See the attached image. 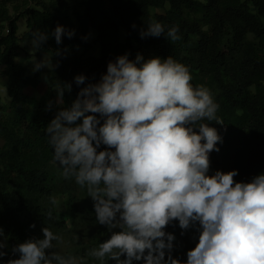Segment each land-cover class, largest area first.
<instances>
[{"label":"clouds","instance_id":"obj_1","mask_svg":"<svg viewBox=\"0 0 264 264\" xmlns=\"http://www.w3.org/2000/svg\"><path fill=\"white\" fill-rule=\"evenodd\" d=\"M178 32V26L165 31L150 21L140 35L165 34L174 43L181 39ZM74 34L62 25L52 32L57 45ZM48 38L33 31V50ZM32 63L33 71L58 66L47 55ZM85 79L78 75L75 83ZM191 81L189 68L172 56H118L98 83L81 88L71 106L61 108L45 127L63 177L86 188L98 224L120 229L87 252L100 264L106 258L116 264H185L171 256L175 236L165 228L173 221L182 230L199 225L198 243L187 252L186 264H264V174L250 182L235 181L236 170L208 175L209 154L222 142L209 122L223 121L210 90ZM55 90L62 105L71 85L58 83ZM49 200L59 207L55 196ZM46 218L53 219L52 210ZM41 231L43 238L15 245L12 252L19 258L7 264H78L75 257L53 251L59 235L46 226ZM6 246L0 239V259Z\"/></svg>","mask_w":264,"mask_h":264},{"label":"trees","instance_id":"obj_2","mask_svg":"<svg viewBox=\"0 0 264 264\" xmlns=\"http://www.w3.org/2000/svg\"><path fill=\"white\" fill-rule=\"evenodd\" d=\"M79 5L84 9L81 14L65 0H0V66H5L2 73L8 77L10 98L4 107L8 116L0 120V139L4 140L0 147V229L9 243V259L19 258L12 252L15 245L35 238L46 225L42 201L47 200L50 208L49 197L57 189L54 170L62 168L53 158L45 127L61 108L71 106L81 88L98 83L108 63L118 56L127 54L129 60L137 54L145 60L172 56L189 68L194 87L210 90L223 124L209 122L222 142L216 145L218 152L209 154L208 175L236 170L235 181L250 182L264 174V0H81ZM21 18H26V30L19 36ZM150 21L161 23L165 31L178 26L181 39L171 43L165 34L141 38ZM57 25L74 30V36H63L57 45L52 36ZM89 29L97 31L98 56L73 50L78 43L88 49L90 44L84 40ZM36 30L48 34L35 51L51 55L58 65L51 73L31 74L16 61L23 50L21 42L31 39ZM78 75L86 77L81 85L75 83ZM41 82L48 86L43 97L24 92L25 87L35 88ZM58 83L71 85L61 106L54 93ZM69 201L78 209L76 195L69 193ZM85 212L90 216V211ZM91 221L98 231L95 216ZM198 227L182 230L173 221L165 228L184 248L185 255L178 260L185 264L187 252L198 243Z\"/></svg>","mask_w":264,"mask_h":264},{"label":"rangeland","instance_id":"obj_3","mask_svg":"<svg viewBox=\"0 0 264 264\" xmlns=\"http://www.w3.org/2000/svg\"><path fill=\"white\" fill-rule=\"evenodd\" d=\"M156 12H162L161 10H155ZM120 40L124 38V29H120ZM93 53L97 54L98 50L93 48ZM56 92V100H57ZM9 103L6 96H0V120L7 118V112L5 108ZM61 106V104H60ZM4 144V140L0 139V147ZM55 169V168H54ZM56 177L57 189L52 192V196H55L58 200L59 207L49 208V202L47 200L42 201L45 212L52 210L53 219L46 220V227H48L54 234L61 237V241H54L55 248L53 251H57L59 254L68 257H75L78 264H100V261L89 257L87 252L93 248H97L99 243H103L108 240L112 232L119 231L120 229L109 230L107 226L99 224L98 231L94 226L92 217L95 216L94 202L91 197L88 196L86 188H81L75 183L74 178L68 180L62 175L61 169L54 170ZM63 190H67L64 192ZM69 193H73L77 198L78 209L69 201ZM80 209V210H79ZM86 209L90 211V216L87 215ZM60 214L61 218L56 215ZM35 238H43L42 231ZM0 239L5 240L6 247L3 249L7 253L2 259H0V264L5 263L10 258L9 243L6 238L0 237ZM104 239V241L102 240ZM179 243L178 239L173 241V249L171 250V256L173 259H180L185 255V250ZM125 257L122 256L121 259ZM165 258H168L167 250ZM105 264H116L113 262L105 261ZM133 264H144V261H133Z\"/></svg>","mask_w":264,"mask_h":264},{"label":"crops","instance_id":"obj_4","mask_svg":"<svg viewBox=\"0 0 264 264\" xmlns=\"http://www.w3.org/2000/svg\"><path fill=\"white\" fill-rule=\"evenodd\" d=\"M69 6H76L78 13H83V7L79 5L81 0H65ZM72 22L74 26H78L77 19L72 16ZM18 35L20 36L25 30H26V18H21L18 22ZM97 38V31L95 29H89L86 34L85 42L87 44H90L88 49H85L80 43L75 44L74 49L77 54H85L86 56L92 55V56H98L100 54V45L95 42ZM21 47L23 50H21V53L19 56L16 57V61L23 66H25L28 69V72L33 74L35 72H41L44 73H51V71L48 68H42L39 71H33L34 64L32 63V60L35 57V60L39 61L41 60L45 55L51 57V55L48 52H42L41 54L37 55L36 52L33 50L31 39L21 42ZM93 48H96L98 50V53H93ZM54 65H56L55 62L52 61ZM5 66H0V96H6L7 100H9V96L7 93V85H8V77L2 73ZM56 68V67H55ZM54 68V69H55ZM53 71V70H52ZM48 90V86L46 83L41 82L37 87H31L27 86L24 88V92L30 96L35 97L37 99L43 97ZM54 93L56 96V90L54 88Z\"/></svg>","mask_w":264,"mask_h":264}]
</instances>
